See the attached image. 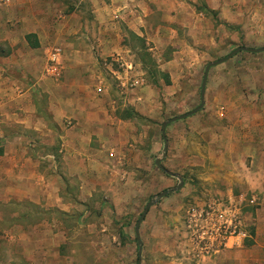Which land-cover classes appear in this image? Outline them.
Segmentation results:
<instances>
[{
  "label": "rangeland",
  "instance_id": "rangeland-1",
  "mask_svg": "<svg viewBox=\"0 0 264 264\" xmlns=\"http://www.w3.org/2000/svg\"><path fill=\"white\" fill-rule=\"evenodd\" d=\"M15 1L0 0V8H14ZM53 4L60 13L48 20L60 31L51 33L48 44L38 50L32 75L19 80L30 84L28 77H43V49L61 48L59 76L45 75V91L33 101L40 108L51 102L59 105L62 120L54 130L67 135L69 147L76 142L81 155L74 165H69L71 159L64 164L58 153L61 143H53L61 141L58 136L32 140L47 149L37 153L57 155V161L50 162L63 180L57 181L56 197L39 204H0V264H137L136 222L149 201L180 181L182 188L158 200L140 225L141 264L202 261L192 257L184 239L182 226L191 207L226 202L230 195L242 194L247 201L255 196L253 205L242 203V214L250 229L255 218L264 222V190L225 186L217 148H211L224 135L225 120L217 113L226 106L228 93L237 97L239 92H257L264 105V53L242 52L210 69L203 108L166 127V151L161 136L164 122L200 105L208 63L238 47H264V0ZM130 33L143 37L155 66L140 63L142 47ZM125 111L138 116L128 119ZM255 114L260 146L264 109ZM232 119H238L236 114ZM156 160L179 179L161 171ZM251 160V166L264 173V158L246 163ZM41 161L45 168L47 161ZM259 178L263 181L264 174Z\"/></svg>",
  "mask_w": 264,
  "mask_h": 264
},
{
  "label": "crops",
  "instance_id": "crops-1",
  "mask_svg": "<svg viewBox=\"0 0 264 264\" xmlns=\"http://www.w3.org/2000/svg\"><path fill=\"white\" fill-rule=\"evenodd\" d=\"M53 5V0H23L20 5L19 0H16L13 2L14 8H0V204H39L47 198L56 197L57 181L63 180V177L58 175L57 166L50 159L56 160L57 155L37 153L38 149H47L36 145L32 140L40 139L43 135L58 136L61 141L55 140L53 143H61L58 153L64 164L71 159L73 164L69 165H74L81 155L76 142L69 147L67 135L60 136L54 130V126L60 125L62 120L59 105L51 102L40 108L33 101L36 94L40 95L45 91L47 81L42 80L45 79L43 77H49L46 73L47 59L56 47L43 49L46 59L43 77L34 75L35 81L28 77L30 84L19 80L24 74L32 75L30 68L35 64L38 50L48 44L51 33L60 31L53 20H48L53 18L51 14L54 12L60 13ZM130 35L136 45L145 46L143 37L132 33ZM58 49L62 56L61 48ZM30 59L33 61L29 62ZM254 93L239 92L238 98L235 94L228 93L224 97L227 104L222 106V117H219L225 120L222 123L224 135L218 145L211 148H217L225 186L239 185L250 191H261L264 190V180H260L259 175L264 173L251 166L253 160L250 165L249 161L246 163V159L264 158V142L259 146L256 138L258 119L255 114L257 110L263 111L264 105L259 101L257 92ZM233 98L234 102L231 101ZM232 114H236L238 119L233 120ZM73 139L75 141L78 137ZM192 147L189 146L191 149ZM41 160L47 161L45 168L41 166ZM50 183H53L52 187ZM235 198L248 205H253L257 200L255 196H251L247 201L242 194ZM252 222L255 228L249 227V233L250 230L254 233L250 242L245 241L239 248H232L230 243L229 248L217 257L197 264H264V222L261 217Z\"/></svg>",
  "mask_w": 264,
  "mask_h": 264
},
{
  "label": "built area",
  "instance_id": "built-area-1",
  "mask_svg": "<svg viewBox=\"0 0 264 264\" xmlns=\"http://www.w3.org/2000/svg\"><path fill=\"white\" fill-rule=\"evenodd\" d=\"M61 51L58 48L49 54L46 73L49 77L59 76V59ZM223 110L217 114L222 117ZM242 200L232 195L226 202L213 201L191 207L183 223L185 241L190 246L192 257L198 260L211 259L224 249L241 247L252 237L249 233L244 215L241 211Z\"/></svg>",
  "mask_w": 264,
  "mask_h": 264
},
{
  "label": "water",
  "instance_id": "water-1",
  "mask_svg": "<svg viewBox=\"0 0 264 264\" xmlns=\"http://www.w3.org/2000/svg\"><path fill=\"white\" fill-rule=\"evenodd\" d=\"M242 52H245V53H251V54H258V53H264V47L262 48H259V49H253V48H245V47H238L237 49L233 50L232 52H230L226 57L222 58V59H219L215 62H211V63H208L206 66H205V69H204V72H203V77H202V81H201V87H200V105L195 108L194 110L184 114V115H180V116H177V117H174V118H171L169 120H167L166 122H164L162 125H161V136H162V139H163V142H164V151L167 150V140H166V136H165V131H166V127L173 123V122H176V121H179V120H183V119H186L194 114H196L197 112H199L203 106H204V94H205V87H206V81H207V77H208V73L210 71V69L216 67V66H219L223 63H225L227 60L231 59L232 57L236 56L237 54L239 53H242ZM165 156V154H164ZM155 165L161 170L163 171L166 175L168 176H171V177H174V178H177L179 179L178 177H176V175H173L172 173L164 170L161 166H160V161L159 160H156L155 161ZM180 181V180H179ZM183 184L182 182L180 181V183L177 185V187L175 189H172V190H169V191H166V192H163V193H160L157 195L156 199L153 200V201H149L144 210L142 211L138 221L136 222V225H135V229H134V233H135V238H136V244H137V264H141V257H142V242L140 240V235H139V228H140V225L141 223L143 222L146 214L148 213L149 209L158 201L160 200L161 198L165 197L167 194L169 193H172V192H175V191H179L181 188H182Z\"/></svg>",
  "mask_w": 264,
  "mask_h": 264
},
{
  "label": "trees",
  "instance_id": "trees-1",
  "mask_svg": "<svg viewBox=\"0 0 264 264\" xmlns=\"http://www.w3.org/2000/svg\"><path fill=\"white\" fill-rule=\"evenodd\" d=\"M142 48V50H141V56H142V59H143V62H144V65H146L145 64V62L147 61V62H151L152 63V65L153 66H155V64H154V62H153V60L151 59V57L149 56V54L147 53V49H145V46L142 44V46H141ZM126 112V111H125ZM135 116H138L136 113H134L133 111H129V112H126L125 113V117L126 118H128V119H130V118H133V117H135ZM250 234H251V236H253V231H250Z\"/></svg>",
  "mask_w": 264,
  "mask_h": 264
}]
</instances>
